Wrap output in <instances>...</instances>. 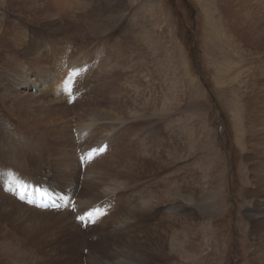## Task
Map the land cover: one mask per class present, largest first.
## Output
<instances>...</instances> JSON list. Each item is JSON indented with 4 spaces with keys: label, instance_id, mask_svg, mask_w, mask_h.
<instances>
[{
    "label": "bare ground",
    "instance_id": "obj_1",
    "mask_svg": "<svg viewBox=\"0 0 264 264\" xmlns=\"http://www.w3.org/2000/svg\"><path fill=\"white\" fill-rule=\"evenodd\" d=\"M51 5L58 14L45 24L47 36L0 25V264H198L215 235L204 227V238L197 214L181 203L194 200L186 180L174 182L175 197L160 190L169 165L160 126L167 109L150 96L157 80L132 69L135 57L116 34L70 40L77 30L57 0ZM260 29L249 42H264ZM261 106L246 129L254 183L247 194L256 201L247 264H264V192L255 191L264 186ZM148 177L157 189L145 193L139 182ZM52 203L59 209L36 208ZM172 215L185 225L168 242L161 232Z\"/></svg>",
    "mask_w": 264,
    "mask_h": 264
},
{
    "label": "rangeland",
    "instance_id": "obj_2",
    "mask_svg": "<svg viewBox=\"0 0 264 264\" xmlns=\"http://www.w3.org/2000/svg\"><path fill=\"white\" fill-rule=\"evenodd\" d=\"M52 1L0 0V25L16 30L19 27L28 37L47 36L51 30L45 24L58 14ZM57 3L63 9L59 14L77 30L78 37L70 40L93 44L103 40L105 34H116L135 57L132 69L137 66L139 71L153 73L157 80L150 85L156 87L150 96L156 104L164 101L167 109L160 126L167 139L169 165L165 170L167 180L160 190L165 194L169 190V197H175L179 187L174 190V182L180 185L186 180L194 200L181 203L197 214L204 238V227L215 235L213 247L205 246L197 263L247 264L245 245L253 235L249 211L256 201L254 195L247 194L254 183L250 179V149L245 143L250 134L246 129L249 123L257 122L258 109L262 110L264 102V42L249 40L257 36L260 28L264 31V0ZM46 4L51 7L48 14L40 9ZM159 31L162 38L158 37ZM130 72L129 69L126 74ZM259 97H263L262 101ZM150 177L139 182L145 193L157 189L147 185ZM194 181H198L199 191ZM257 190L263 193L264 186ZM174 216L166 217V231L161 230L168 242L185 225Z\"/></svg>",
    "mask_w": 264,
    "mask_h": 264
},
{
    "label": "snow or ice",
    "instance_id": "obj_3",
    "mask_svg": "<svg viewBox=\"0 0 264 264\" xmlns=\"http://www.w3.org/2000/svg\"><path fill=\"white\" fill-rule=\"evenodd\" d=\"M96 150H93V153L95 152ZM92 157L91 156H89V159H91Z\"/></svg>",
    "mask_w": 264,
    "mask_h": 264
}]
</instances>
